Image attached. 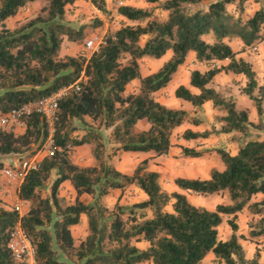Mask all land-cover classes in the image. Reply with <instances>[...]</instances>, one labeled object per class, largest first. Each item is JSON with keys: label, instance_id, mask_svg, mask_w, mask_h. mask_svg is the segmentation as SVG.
Instances as JSON below:
<instances>
[{"label": "trees", "instance_id": "16d2710c", "mask_svg": "<svg viewBox=\"0 0 264 264\" xmlns=\"http://www.w3.org/2000/svg\"><path fill=\"white\" fill-rule=\"evenodd\" d=\"M78 0H0V115L50 96L65 86L80 82L81 91L61 100L54 136L53 154L43 158L37 170L28 173L18 188L20 200L29 204L25 214L0 200V264H24L15 259L9 244L17 225L25 230L36 248L38 264H208L210 254L216 264H261L257 250L247 258L237 234V215L248 209L260 217L249 232L252 241L264 237V139H253L254 130H264V86H259L251 63L238 59L231 41L252 46L264 40V11L243 17L248 0H217L206 9L208 0H162L159 8L166 17L155 18V10L120 5L118 14L129 22L90 56L61 57L66 40L84 41V27L67 19L69 6ZM158 1V0H151ZM34 2L44 6L37 16L15 29L7 22ZM102 13L107 0H91ZM235 5L238 14L231 13ZM100 25V23L98 24ZM170 59L155 73L143 77L141 62ZM191 53L210 68L193 70L190 85L175 91L177 99L202 108L211 103L226 114L220 130H186L185 141L208 139L213 134H237L239 150L232 155L217 150L224 170H213L209 179L177 178L176 186L200 196L227 194L229 204L208 210L192 204L185 194L166 192L161 174L150 170L153 157L143 160L132 174L119 170L112 160L124 153L170 155L172 138L187 123L201 120L182 109L159 102L155 94L167 88ZM229 61L225 66L216 63ZM213 66V67H212ZM244 75L245 95L255 103L259 123L251 121L247 109H239L210 85L220 73ZM140 81L137 91L127 87ZM90 119L92 122H89ZM142 122L147 129H140ZM95 124H99L96 126ZM26 130L0 129V156H34L48 138L47 125L38 114L25 119ZM109 131V135L105 134ZM83 132V135L76 134ZM88 145L93 166L73 160L75 148ZM37 146L35 151L32 148ZM185 157L201 158L204 151L183 147ZM5 164L0 161V173ZM77 192L74 202L61 197L64 183ZM132 187L142 190L147 200L122 205ZM119 190L122 196L113 208L103 198ZM93 197L89 204L81 200ZM173 203V210L167 207ZM87 216L88 236L77 244L72 228ZM232 217L231 236L220 238L224 217ZM63 257L66 261H63Z\"/></svg>", "mask_w": 264, "mask_h": 264}, {"label": "rangeland", "instance_id": "374dc122", "mask_svg": "<svg viewBox=\"0 0 264 264\" xmlns=\"http://www.w3.org/2000/svg\"><path fill=\"white\" fill-rule=\"evenodd\" d=\"M162 0L151 1V0H107L108 12L102 13L95 5L92 4L91 0H78L74 5L69 6L67 10V19L77 28L84 27L85 39L80 43H67L69 47H64L62 55L66 56H78L88 54L90 51L86 50V42L91 39L102 38L110 34H114L122 26L128 24H137L129 22L122 18L118 14V7L126 2L127 5L155 10V18H163L167 16V13L162 12L159 8V4ZM217 0L204 1L201 4V8L206 9L210 3ZM44 3L34 2L24 8L21 13L10 19L7 22V26L11 29H15L28 19L34 18L39 14ZM229 11L234 14H238L236 6L230 5ZM243 17L249 19L255 15L256 12L264 11V0H248L244 6ZM100 23V25H98ZM264 34V29L262 30ZM68 41V40H67ZM69 42V41H68ZM231 45L236 52H239L237 58L244 59L245 61L252 64L254 71L257 74V80L259 86H264V40L257 41L252 46H245L241 40L231 41ZM65 54H67L65 56ZM171 53L167 54L160 60L145 59L141 62L143 74H152L157 72L165 62H167ZM62 57V56H61ZM229 61L216 63L218 67L225 66ZM203 70L207 71L210 68L209 64L200 65ZM213 67V66H212ZM196 70L193 63H189L185 67H181L174 77L172 82L166 90L160 92L156 96L157 99L161 100L168 107L182 109L188 111L191 116L201 120V124L196 126L190 123L185 124L181 128L177 129L172 138L173 149L168 156L164 157H153L150 162V170H156L161 174V183L163 189L172 194L178 192V187L175 184L177 178L186 179H209L213 170H224V163L221 155L217 150H224L232 155H235L239 150V143L237 142V134H213L208 139H197L194 141H185L183 134L186 130L190 129L194 132H205L213 131L214 129L220 130L223 126L221 118L225 116L224 111L216 109L212 104H207L202 108L193 106L192 104L177 99L175 91L178 87L184 85L188 78H190L191 72ZM217 92L221 93L225 98H232L239 109H247L250 112L251 121L259 123V116L255 103L248 98L244 93V89L247 86V78L244 75H236L233 73L226 74L224 72L217 75L213 83L210 85ZM89 122H92L88 119ZM98 126L99 124H95ZM147 125L141 123L140 129H144ZM1 129V128H0ZM253 139H264V130H254ZM76 134L83 135V132H76ZM105 134L108 136L109 131L105 130ZM183 147L194 148L197 151H204V155L201 158H189L185 157L183 153ZM151 155L146 154L142 156L138 155H120V157L112 160V163L124 173L132 174L137 166ZM5 157L0 156V161L3 162ZM29 157H21L20 160L14 165L13 162H7L5 167L13 169L18 168L21 162ZM0 185L12 189L13 196L16 195L18 184L7 183L0 179ZM122 197V205H131L137 202H142L141 193L132 187ZM188 200L198 207H203L208 210H215L217 206L221 204H229L227 194H215L212 196H200L191 192H186ZM117 199V197H115ZM124 199V200H123ZM173 203L167 207V211L173 210ZM108 206V204H105ZM116 204L110 205L113 208ZM260 217H252L249 215V211L242 213V218L238 217L236 223L238 225L237 234L240 236H248L252 229L251 224H255ZM232 217H225L223 226L221 229V235L225 239L229 236L232 228L229 224ZM244 232V233H243ZM247 232V233H245ZM252 253V249L248 250ZM253 259V258H252ZM63 261L66 259L63 257ZM210 264H216L215 260H211Z\"/></svg>", "mask_w": 264, "mask_h": 264}, {"label": "built area", "instance_id": "2783aa9c", "mask_svg": "<svg viewBox=\"0 0 264 264\" xmlns=\"http://www.w3.org/2000/svg\"><path fill=\"white\" fill-rule=\"evenodd\" d=\"M106 37L94 38L86 42V50L90 51L86 56L98 51L106 43ZM81 91L80 82H75L65 86L59 91L42 98L38 101L31 102L21 108H16L8 113L0 115V128H22L25 127V119L33 114L40 115L47 125L48 138L44 146L32 157L21 162L16 169L5 167L1 174L9 183L21 184L29 172L37 170L44 157L53 154L54 136L58 122V109L62 99L72 93ZM20 214L23 208L22 203L15 207ZM15 259L24 264H38L36 248L31 242L29 236L21 225H17L9 244Z\"/></svg>", "mask_w": 264, "mask_h": 264}, {"label": "crops", "instance_id": "0c3cea01", "mask_svg": "<svg viewBox=\"0 0 264 264\" xmlns=\"http://www.w3.org/2000/svg\"><path fill=\"white\" fill-rule=\"evenodd\" d=\"M123 4H126V2L123 3ZM67 43L69 44V43H72V42H70V41L68 42L67 40L64 42L63 47H62V50H61V56L62 57L64 56V55H62L63 48L64 47H69V45ZM66 55L67 54H65V56ZM189 63H193L196 69H199L202 72H205V70H203V68L200 67V65H202V63H200V62L197 61L195 53H191L188 56L185 64L183 66H181V67H185ZM142 74H143V71H142ZM148 75H150V74H145V75L143 74V77H146ZM172 82H174V79H173ZM139 86H140V81L139 80H135L133 83H131L127 87V93H133V92L137 91L138 88H139ZM184 86L188 87L193 93H199V90L198 89H196V88H194V87H192L190 85V78H188V81L184 84ZM164 90H166V88L163 89V90H161V91H159L158 93H156L155 94V97L157 95H159L160 92H162ZM157 100L159 102H161L162 104L166 105L161 100H159V99H157ZM207 104H211V103H207ZM142 123H145L147 125L144 128V129H147L148 128V124L146 122H142ZM25 130H26L25 127L15 129V131L17 133H23ZM36 149H37V146H34L32 148V151H35ZM26 155L27 154H24V155H8V156H3V157H5L4 160H3V163L6 164L7 162H13L14 165H16L17 162L20 160V158L21 157H25ZM123 155H138V156H142V155H146V154L124 153ZM149 155H151L150 157H156L154 154H149ZM73 160L75 161L76 164L81 165V166H93L95 164V159L93 158V156L91 154V148L88 145H84V146L75 148V150L73 152ZM151 170L152 171H156V170H153V169H151ZM1 178L3 179V181L9 183L6 180V178H4V176H2V174L0 173V179ZM9 184H11V183H9ZM19 186H20V184H18V188H19ZM18 188L16 190V195L13 196L12 189L9 191L8 188L2 187L0 185V200L5 204V206H7L9 208H12V207L15 208L17 204L22 203L23 208H22L21 213L23 215L28 210L29 204L26 203V202H24V201H22V200H20L19 195H18ZM134 188L137 189L141 193V197L143 199L142 201L147 200V196H146V194L142 190H140V189H138L136 187H134ZM178 192L179 193H182V194H185L187 191H183V190H181V189L178 188ZM60 195H61V197H64V198H66L67 200H69L71 202H74L76 200V198H77V192H76L75 188L72 186V184L70 182H66V183L63 184V186L61 188ZM121 196H122V192L119 191V190H115V191H112L111 194H109L108 196L104 197L102 201H103L104 204H108V207H110V205H112L113 203L116 204L117 201H118V199ZM115 197H117V199H115ZM124 198H125V195H124ZM262 199H264V194H260V195H258L255 198L256 201H260ZM81 200L84 201L85 203L89 204V203H91L93 201V197L90 196V195H84V196L81 197ZM247 211H249V210L248 209H245L243 212H247ZM243 212L239 213L237 215V218L238 217L242 218V213ZM249 215L252 216V217H258V216L252 215L250 213V211H249ZM222 226H223V224H222ZM222 226L220 227V238L225 241L226 239L224 237H222V235H221ZM229 232H230V234L227 237V239L232 234V232L230 230H229ZM72 233H73L74 238L77 241V244H79V242L81 240L85 239L88 236L89 229H88V219H87V216L86 215H83L81 217V223L79 225H77V226H75V227L72 228ZM245 233H247V232H245ZM246 238H248V239L247 240H245V239L243 240L242 239L241 242H242V244H243V246H244V248L246 250L247 258L248 259H252L255 256V253L257 252V250H260V253H261L260 263L261 264H264V237H260V238L256 239V241H252L250 239V237H248L247 235H246ZM249 249H252V253L248 251ZM211 260H215V257H214L213 254H210L207 257V259L205 260V262L208 263V264H210V261Z\"/></svg>", "mask_w": 264, "mask_h": 264}]
</instances>
